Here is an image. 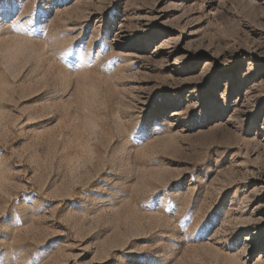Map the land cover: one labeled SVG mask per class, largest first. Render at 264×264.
Segmentation results:
<instances>
[{"label": "rangeland", "instance_id": "1", "mask_svg": "<svg viewBox=\"0 0 264 264\" xmlns=\"http://www.w3.org/2000/svg\"><path fill=\"white\" fill-rule=\"evenodd\" d=\"M0 264H264V0H0Z\"/></svg>", "mask_w": 264, "mask_h": 264}, {"label": "snow or ice", "instance_id": "2", "mask_svg": "<svg viewBox=\"0 0 264 264\" xmlns=\"http://www.w3.org/2000/svg\"><path fill=\"white\" fill-rule=\"evenodd\" d=\"M71 53H69V55H70Z\"/></svg>", "mask_w": 264, "mask_h": 264}]
</instances>
